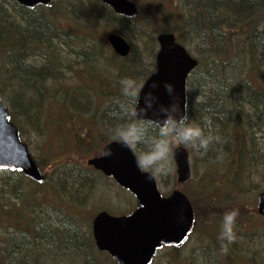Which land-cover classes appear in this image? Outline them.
Segmentation results:
<instances>
[{
    "label": "rangeland",
    "instance_id": "1",
    "mask_svg": "<svg viewBox=\"0 0 264 264\" xmlns=\"http://www.w3.org/2000/svg\"><path fill=\"white\" fill-rule=\"evenodd\" d=\"M132 1L139 5V14L134 17H116L110 13L109 6L104 5V8H98L100 6L98 0H54L55 6L52 8L59 6L58 8L61 9V14L57 15V19L60 21L59 28H57L58 36L51 40L50 44L45 43L42 51L44 54L50 55L52 50L57 56L56 71L52 72L56 73L58 79L52 78L44 82L46 87L53 88L48 90L53 94L50 96V93L47 94L43 89L40 103L37 101L35 93L29 88L30 83L27 85L29 79L26 83L21 82L23 86L26 85L29 88V90H23L22 85L15 80L6 81L8 74H1V99L9 108L10 113L14 115L15 123L22 132V139L29 144L30 151L40 164L42 172L50 174L51 183L57 184L54 180L57 179L59 171L65 164L75 162L84 169L88 167V160L97 156L107 142L116 139L114 133L117 127L111 128V123L106 116L108 113L106 114L105 111L114 101L125 102L121 88L123 79L131 78L138 85L143 84L148 74L145 69L150 66L151 58L156 55L159 48L158 26L161 28L177 27L178 32H175L179 40L194 56L201 60V52L196 47L197 41L192 39L187 30L179 29L184 28V24L181 23L184 11L181 10L178 0ZM91 5L94 9H101L104 12L98 13L97 16L90 11L87 12V7L90 8ZM42 9V12L45 13L46 9L44 7ZM114 32H120L121 35L128 38L133 46V56L135 53H140L148 64L144 67L141 64L142 68L139 67L137 70L131 68L127 72H122L116 61L123 63V60L115 55L107 41V36ZM149 42L153 43L151 56L145 49ZM47 60L48 58L41 52L30 55L26 63L41 66ZM12 89L25 91L26 95ZM57 89L61 90L57 91ZM14 93H18V97H15L13 104ZM71 95L76 96V102H79L80 105H76L74 102L75 106H71L68 100ZM48 97L54 100L57 97L56 103L47 102L44 104ZM66 97L68 98L66 99ZM33 103L34 105H32ZM41 103L43 112L39 118L38 113L42 109ZM32 106L37 107L35 115ZM70 109L72 113L76 111H78L77 113L81 111V113L79 115L71 114ZM121 114L123 115V113ZM71 115H73L72 118ZM122 115L120 116L122 117ZM95 120L97 122L104 120V122L98 127V130L94 128V132L90 136L84 137L82 147L89 148V151H76L77 144H80L77 135L92 131L89 122ZM101 133L106 140L101 137ZM257 136L259 138L260 133ZM187 148L191 154L193 172V176L188 182L191 183V186L185 187V184L179 185L172 182V176L170 179L168 176L159 178V189L164 195H168L176 188L188 193L190 187L196 186L195 180L206 178V172H210L207 165H204L205 162L202 161V155L195 148ZM221 168L223 171L228 169L227 166ZM88 170L93 174V177L87 181L89 185L92 184L79 197L63 193L64 197H61V200L59 197H55V191L52 190L48 191V196L45 198L46 190L31 186V181L22 173L16 176L0 173V193L4 192L3 200L17 204L20 203V199L17 198L19 188L32 192L35 199L31 204L27 203V213L30 211L28 217H31L32 220L35 218L39 223L45 220L50 223L52 219H60L62 225H65L64 227L66 225L68 228L73 227L86 238L91 232L93 218L99 211L107 210L113 215H120L128 213L136 206V198L129 190L120 187L113 178L97 173L94 169L89 168ZM259 173H264L263 167L259 168ZM93 179L96 181L94 185ZM254 179H256L258 187L251 189L249 195H245L239 189L238 193L232 192L235 193L233 196L236 198L231 204L232 208L223 207L206 213L202 208L205 204L204 201L198 199L197 203L194 202L198 216H196L195 227L188 242L177 252L168 247L160 249L153 264H222L219 263L222 259L226 264H264V217L257 211V197L264 187V182L260 175H257V178L255 175ZM63 187L65 186L58 184L57 189L65 192L66 189L64 190ZM48 188L47 186L45 189ZM230 209L239 211L234 228L237 240L228 245V251L224 256L220 253L215 255L216 251L213 249L215 242L219 240L222 222L216 224L214 220L215 217L223 219L224 214ZM25 217L22 219L18 217V222L14 221L15 227L10 225L14 224L10 219H6L4 223L0 219V262H16V256L13 253L21 250L23 243L28 240L18 229V227L21 229L28 227L24 221ZM47 222L45 221V223ZM41 245L44 250L52 252L46 251L47 254L42 258L43 264H96L92 256L85 254L84 251L70 253V247H67L66 251L64 250L62 253L60 252L61 248L57 250L54 247H49L45 240L41 242ZM35 246H26L23 253L32 255L36 252ZM5 248L7 250H4ZM95 253H97L96 250ZM34 254L36 255V253ZM252 256L257 259L258 263ZM178 257L182 260L181 262H176ZM96 258L100 264H113L99 254ZM30 259H32L31 256Z\"/></svg>",
    "mask_w": 264,
    "mask_h": 264
},
{
    "label": "trees",
    "instance_id": "2",
    "mask_svg": "<svg viewBox=\"0 0 264 264\" xmlns=\"http://www.w3.org/2000/svg\"><path fill=\"white\" fill-rule=\"evenodd\" d=\"M178 1L181 10L184 11L181 19L184 28L179 29L187 30L190 33L192 39L197 41L196 47L201 52L200 65L189 79L188 118L190 122L204 127L207 132L208 127L205 122V117H207L212 132L220 135L223 141L214 144L207 154L202 156L204 165H207L206 167L210 171L206 172L207 177L195 180L196 186L190 187L188 193L184 192L192 198L195 212L194 202L197 203V200L200 199L205 203L202 206L205 212L211 213L223 207L232 208L231 204L236 199L233 195L238 193V189L245 195H249L251 189L258 187L256 179H254L255 175L256 178L257 175H260L264 182V173H259V168L263 167L264 169V0ZM53 6L55 3L49 5L50 8L44 7L46 12L43 13V6L28 9L15 0H0V78L1 74L6 73L9 75L6 81L15 80L20 85H22L21 82L26 83L29 79L27 85L30 83L29 88L35 93L39 103L42 101L40 95L43 89L47 94L50 93V96L53 94L48 91L53 88L46 87L44 82L52 78L58 79L56 73L52 72L56 71L57 56L52 50L50 55H46L42 51L45 43L50 44L51 40L58 36L57 28H59L60 21L57 19V15L61 14V9L58 8L59 6L53 9ZM102 7L100 5L98 8ZM86 11L94 13L95 16L104 12L101 9H94L92 5L90 8L87 7ZM110 13L120 17L113 10ZM157 28H159L158 33L178 32L177 27L161 28L158 26ZM147 45L146 52L151 56L153 43L149 42ZM41 52L48 58L44 65L37 66L26 63L30 55ZM133 53L122 59L123 63L116 61L122 72H127L131 68L137 70L141 64L143 67L148 64L140 53H135V56ZM150 62V66L145 69L148 73L155 64V55ZM1 80L3 82V79ZM29 88L22 85L23 90H29ZM12 90L26 95L25 91ZM59 90L61 89H57V91ZM18 93H14L12 96L13 104ZM75 97L73 95L71 98L66 97L71 106H75L74 102L76 105H80L79 102H76ZM51 99L53 98H46L44 104L47 102L56 103L57 97L55 100L51 101ZM120 102V100L114 101L105 111L106 114L108 113L106 116L111 123V128L125 123V118L121 114L123 112ZM32 107L35 115L37 107ZM42 110L43 104L38 113L39 118ZM77 112L72 113L71 111V114L79 115L81 113V111ZM10 116L11 120L15 122L14 115ZM68 118L70 119V115ZM103 122L104 120L89 122L92 131L77 135L80 144H77L76 151H89V148L82 147L84 137L90 136L94 132V128L98 130ZM259 133L261 136L258 138ZM101 137L104 139L102 134ZM38 165L40 164L38 163ZM224 166L228 167L225 171L221 168ZM172 168L173 171L168 175V179L172 176V182L178 184L173 158ZM88 169V167L83 169L75 162L65 164L59 171L57 179L54 180L57 184L50 182V174L43 173L45 181L42 183L27 178L31 181V186L46 190L45 198L48 196V191L54 190L55 197L62 200L63 193L79 197L91 186L92 183L89 185L87 180L93 177V174L89 173ZM1 173L16 176L21 172L3 171ZM95 182L94 180L93 185ZM58 184L65 186L63 187L64 190L66 189L65 192L57 189ZM185 185V187L191 186V183ZM47 186L49 188L45 189ZM18 190L20 191L17 198L20 199V203L17 204L3 200L4 192L0 193V219L3 223L6 219L18 222V217L22 219L26 216L24 221L28 227L24 229L18 227V229L28 240L23 243L21 250L13 253L16 256L15 263L0 262V264H43L42 258L47 254L46 251H51L44 250L41 245L44 240L49 247H54L57 250L61 248L60 252L62 253L67 247H70V253L84 251L85 254L92 256L96 264H100L96 258L98 254L109 260V263L111 261L116 264L108 255L97 251L91 232L85 238L77 229L68 228L67 225L64 227L65 225H62L60 219H52L50 223L47 220H45L47 223L45 221L39 223L35 218L32 220L31 217H28L30 211L27 213V203L31 204L35 197L32 192L21 188ZM263 190L264 187L261 191ZM195 214L198 216L197 213ZM222 220L215 217L214 222L220 224ZM15 222L10 225L15 227ZM221 244L220 240L215 242V248H212L216 251L215 255L218 253L225 255ZM26 246H35L36 252L34 253L36 255L34 253L32 255L24 254ZM30 256L32 259L29 260ZM53 257L56 259L55 256ZM252 258L258 263L255 257L252 256ZM181 261L178 257L176 262ZM219 263L226 264L223 259Z\"/></svg>",
    "mask_w": 264,
    "mask_h": 264
},
{
    "label": "water",
    "instance_id": "3",
    "mask_svg": "<svg viewBox=\"0 0 264 264\" xmlns=\"http://www.w3.org/2000/svg\"><path fill=\"white\" fill-rule=\"evenodd\" d=\"M25 7L48 4L52 0H17ZM111 5L117 13L133 16L138 13L137 5L131 0H101ZM108 41L114 51L126 57L130 44L121 35L112 33ZM160 49L156 67L143 85L148 91L153 82L160 84L157 89L162 104H169L171 97L164 89V83L175 86L181 102L182 114L187 104V78L199 64L185 46L177 42L174 33L158 36ZM187 114V107H186ZM156 118L153 112L148 114ZM110 152L111 155H105ZM179 183L189 180L192 175L190 155L186 147L173 150ZM89 165L113 176L123 187L137 198L135 210L115 216L107 211L99 212L93 220V235L97 247L108 252L119 264H149L162 244L181 245L187 238L194 221V209L187 195L179 189L169 196L162 195L157 180H150L147 173L137 167L135 155L119 141L104 147L103 154L88 161ZM18 170L36 181H43L37 162L29 146L23 142L19 129L10 121L9 110L0 98V170ZM257 209L264 216V191L257 197Z\"/></svg>",
    "mask_w": 264,
    "mask_h": 264
},
{
    "label": "clouds",
    "instance_id": "4",
    "mask_svg": "<svg viewBox=\"0 0 264 264\" xmlns=\"http://www.w3.org/2000/svg\"><path fill=\"white\" fill-rule=\"evenodd\" d=\"M147 85H138L131 78L121 81L125 102L120 105L125 123L115 129V138L136 157L137 167L147 173L150 180L167 177L172 171L173 149L181 146L195 148L202 156L214 144L222 143V137L214 134L205 117L208 131L199 124L190 122L186 106L182 114L181 102L175 86L164 83L171 102L162 104L157 89L160 84L153 82L148 91ZM153 112L156 118L150 117ZM105 155H111L106 152ZM238 209L226 212L223 216L218 239L223 252L237 240L234 231Z\"/></svg>",
    "mask_w": 264,
    "mask_h": 264
},
{
    "label": "bare ground",
    "instance_id": "5",
    "mask_svg": "<svg viewBox=\"0 0 264 264\" xmlns=\"http://www.w3.org/2000/svg\"><path fill=\"white\" fill-rule=\"evenodd\" d=\"M100 5H101V6H104V5L107 6L108 4L105 3V2H101Z\"/></svg>",
    "mask_w": 264,
    "mask_h": 264
}]
</instances>
